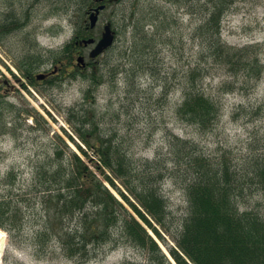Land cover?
I'll list each match as a JSON object with an SVG mask.
<instances>
[{
    "label": "rangeland",
    "instance_id": "obj_1",
    "mask_svg": "<svg viewBox=\"0 0 264 264\" xmlns=\"http://www.w3.org/2000/svg\"><path fill=\"white\" fill-rule=\"evenodd\" d=\"M77 3L78 0H0V18L10 8L19 16L26 11L30 13L27 24L0 40V83L3 85L0 86V99L3 97L0 125L7 127V133L0 135V197L22 206L18 223L11 225L10 231L1 228L7 233L2 264H118L127 260L145 263V254L128 243L115 248L107 245L98 256L80 262L66 256L56 240L45 247H39L34 241L42 211L38 203L34 204L37 197L32 196L34 166L40 161L71 158L55 131L81 153L62 127L73 133L65 110L91 95L96 98L97 119L102 128L116 131L117 139L136 157L153 158L160 147L167 148L172 133L195 140L213 156L228 153L237 161L252 152L264 155V78L253 82L243 76L230 77L223 68L207 62L200 53L201 37H195L203 13L192 15L169 0H121L101 13L93 32L96 37L101 35L111 15L116 20L118 33L113 47L86 69L88 73L94 69L99 71L95 73L104 75L94 89L84 76L73 77V71L58 78L57 84H51L50 80L28 84L24 67L29 63H25L35 57V73L53 68L55 63L49 50L61 48L76 34L80 12ZM135 10L157 18L159 25L164 13L171 15L165 25L159 26L158 32L165 35L163 39L158 37L157 48L149 56H141L132 46V28L137 20L131 23L129 18ZM147 21H144L146 29L155 31ZM222 33L224 40L232 45L263 42L264 3L238 0L223 20ZM91 48L85 52L87 60ZM192 67L203 70L196 80L220 105L215 124L207 130L182 122L176 114L183 101L184 87L191 82ZM232 87L234 91H229ZM57 147L64 150L62 154L55 153ZM88 152L97 159L91 150ZM81 156L94 166L88 156L83 153ZM117 183L121 186L118 180ZM163 192L172 218L167 240L173 243L172 236L177 233L187 202L182 185L175 180H166ZM247 197L243 201L245 205L264 209L263 194ZM161 245L167 250L165 244Z\"/></svg>",
    "mask_w": 264,
    "mask_h": 264
},
{
    "label": "trees",
    "instance_id": "obj_2",
    "mask_svg": "<svg viewBox=\"0 0 264 264\" xmlns=\"http://www.w3.org/2000/svg\"><path fill=\"white\" fill-rule=\"evenodd\" d=\"M117 1L121 0L102 3H106L107 10ZM237 1L169 0L192 15L203 13L195 37H201L200 53L207 62L223 68L227 76H243L246 81L258 82L264 78V41L232 45L223 38V20ZM257 1L264 3V0ZM95 4L96 0H78L76 34L79 38L94 35L87 30L85 20L87 11ZM29 14L26 11L19 16L11 8L4 13L0 18V40L3 35L27 24ZM168 18L171 19V15L164 13L160 25H165ZM129 19L131 23L137 20L132 28V46L141 56H149L148 53L157 48L158 37L163 39L165 35L158 32V19L141 15L137 10ZM148 19L155 31L146 29L144 21ZM108 21L115 28L113 15ZM76 39L78 37L61 48L49 50L53 62L63 66V72L73 59ZM35 60L34 57L25 63H29L24 67L27 75L35 72ZM202 71L198 67L190 69L191 82L184 87L183 101L176 114L182 122L207 130L215 124L220 105L196 80ZM95 72L99 71L77 70L71 75L84 76L94 89L104 76ZM208 73L204 72L203 76ZM50 83L57 84L58 79ZM90 97L65 110L72 132L85 147L73 133L62 128L94 166L57 131L54 134L70 151L71 158L40 161L34 166L32 196L37 197L34 204L38 203L42 210L34 234L39 247L56 240L66 256L80 262L98 256L107 245L115 248L128 243L145 254V263L127 260L118 264H264V209L243 202L251 194L264 196V155L252 152L237 161L228 153L213 156L195 140L172 133L167 148L160 147L153 158L136 157L117 139L116 131L102 128L97 119L96 98ZM40 117L51 127L43 115ZM6 133L7 127L0 125V135ZM87 149L97 156L96 160ZM63 151L57 147L55 153L59 155ZM168 179L182 185L187 202L177 233L172 236L173 243L167 240L172 218L163 192V184ZM21 215L22 206L0 197L1 228L10 231V226L18 223ZM159 241L167 246L168 253Z\"/></svg>",
    "mask_w": 264,
    "mask_h": 264
},
{
    "label": "water",
    "instance_id": "obj_3",
    "mask_svg": "<svg viewBox=\"0 0 264 264\" xmlns=\"http://www.w3.org/2000/svg\"><path fill=\"white\" fill-rule=\"evenodd\" d=\"M105 7H106L105 4H100L97 7L92 8L89 11L90 27L96 26L98 19H99V14L103 9H105ZM115 37H116L115 31L113 30L111 24L106 23L104 26L103 32H102V36L100 37L98 41H96L94 37H91V38L83 39L81 43L85 45L95 43V46L91 49L89 53L90 58H95L98 55H100L105 49L111 47L114 44ZM77 60L79 64H82V65L86 64L85 57L83 55L78 56ZM56 71H57V68L53 70V72H56ZM45 77H46L45 73L38 74V78L40 79H43ZM6 245H7V233L5 232V236L2 238V246L0 247V257H3L5 250H6ZM0 264H2V259L0 260Z\"/></svg>",
    "mask_w": 264,
    "mask_h": 264
},
{
    "label": "flooded vegetation",
    "instance_id": "obj_4",
    "mask_svg": "<svg viewBox=\"0 0 264 264\" xmlns=\"http://www.w3.org/2000/svg\"><path fill=\"white\" fill-rule=\"evenodd\" d=\"M75 49H74V52H73V60H72V62L69 64V66L67 67V69H68V72H70V71H74V70H76V69H78L79 68V70H81V71H83L84 70V68L86 67H83V66H80V65H78L77 64V62H76V59H77V56L78 55H80V54H82V53H85L86 52V50L87 49H89L90 47H91V45H89V46H85V45H81V44H76L75 43ZM93 62H96V61H93ZM42 70V72H46V73H49V71L50 70H45V69H41ZM39 73V72H38ZM59 74V73H58ZM53 75H55V74H48V76L45 78V79H43V80H40V79H38L37 78V73H35L34 75H28L27 77H26V79H27V81L28 82H30V83H37V84H43V82L47 79V78H49V77H51V76H53ZM0 81H1V79H0ZM6 83L8 84V80H6ZM0 86H1V83H0ZM6 87V86H5ZM0 92H1V88H0Z\"/></svg>",
    "mask_w": 264,
    "mask_h": 264
},
{
    "label": "bare ground",
    "instance_id": "obj_5",
    "mask_svg": "<svg viewBox=\"0 0 264 264\" xmlns=\"http://www.w3.org/2000/svg\"><path fill=\"white\" fill-rule=\"evenodd\" d=\"M150 230V233L152 234V235H154L155 237H156V235L153 233V231L151 230V229H149ZM5 236V232H4V230H2V229H0V247L2 246V238ZM157 238V237H156ZM3 260V257H0V260Z\"/></svg>",
    "mask_w": 264,
    "mask_h": 264
}]
</instances>
